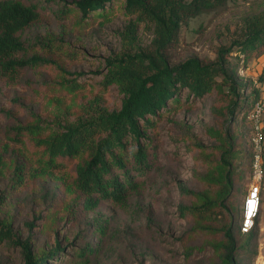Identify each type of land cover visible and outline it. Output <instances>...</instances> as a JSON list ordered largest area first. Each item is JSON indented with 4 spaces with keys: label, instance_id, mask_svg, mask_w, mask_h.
<instances>
[{
    "label": "rangeland",
    "instance_id": "rangeland-1",
    "mask_svg": "<svg viewBox=\"0 0 264 264\" xmlns=\"http://www.w3.org/2000/svg\"><path fill=\"white\" fill-rule=\"evenodd\" d=\"M26 1L46 3L44 20L20 34L28 55L53 57L74 72L69 75L59 66L42 64L24 70L15 83L0 84V215L18 236L30 238L36 258L55 251L60 243L62 248L48 264H219L215 244L223 233L209 228L233 219L239 244L245 245L239 251L240 264H264V208L253 227L256 238L238 231L248 187L244 176L249 170L246 147L251 133L244 114L247 107L232 117V95L226 89L201 99L183 90L158 115L150 116L149 123L142 122L153 165L139 177L141 188L129 191L123 202L104 199L87 208L86 195L74 183L78 158H59L49 173L34 171L41 165L42 149L28 139L20 144L10 141L4 135L6 127L31 121L33 111L58 120L75 119L89 105L120 109L123 92L116 84H104L106 59L122 51L154 52L161 40L150 22L136 23L133 43L123 37L121 33L136 18L126 15L121 0L107 4L105 15L94 13L83 21L74 8L61 17L62 3ZM254 19L264 21V0L229 1L182 24L162 51L171 64H177L192 58L214 61L219 49L233 48L229 61L237 66L239 81L247 84L244 95L251 102L264 78V52H252L244 60L235 49ZM46 41L61 44L77 56L53 52L43 46ZM64 77L77 79L84 87L70 93L62 85ZM129 145L133 148L136 142L130 139ZM223 153L231 161L235 179L228 197L222 191L227 170ZM18 161L26 164L22 180L15 172ZM203 197L223 201L234 215L220 207L217 215L203 219L188 210L201 204ZM0 264H25L21 247L0 239Z\"/></svg>",
    "mask_w": 264,
    "mask_h": 264
},
{
    "label": "trees",
    "instance_id": "trees-1",
    "mask_svg": "<svg viewBox=\"0 0 264 264\" xmlns=\"http://www.w3.org/2000/svg\"><path fill=\"white\" fill-rule=\"evenodd\" d=\"M45 1L62 3L58 11L61 17L69 15L72 8L76 9L81 13L80 19L83 21L94 13L105 15L106 5L119 0ZM121 1L124 2L126 15L136 18V22H131L127 30L121 33L122 36L133 43L136 39V23L150 22L156 25L161 43L151 53L122 51L113 53L106 59L104 84H116L123 92L124 99L120 109L108 111L99 105H89L85 106V112L75 119L65 117L58 120H49L33 111L31 121L9 125L4 133L12 142L26 143L28 139L42 149L39 159L41 165L34 169L36 173L52 172V168L57 167L59 158H78L74 183L76 189L86 195L87 208L96 207L104 199L123 202L129 191L141 188L143 182L139 177L144 176L153 165L148 146L150 140L146 139V129L142 122L149 123L150 116L158 115L163 107L168 106L170 100H177L183 90H187L188 96L193 99H201L214 90L224 92L226 89L227 93L232 95L230 115L234 117L236 111L244 106L247 107L244 113L246 120L248 111L258 96V89L251 102L249 97L244 95L247 84L239 81L237 66L229 61L233 48L219 49L218 58L214 61L204 62L192 58L177 64H171L162 51L166 43L177 37L182 24L188 23L192 17L217 10L235 0ZM45 4L26 0H0V84L15 83L24 70L42 64L56 65L64 73L74 74L53 57L39 53L28 55L29 47L20 34L31 24L44 20ZM37 40L40 41L39 38ZM42 44L62 56H77L61 44L53 46L47 41ZM236 46L235 51L243 54L244 60H247L252 52H264V21L254 19L242 39L236 42ZM62 85L70 93L84 87L77 79L66 77L62 80ZM247 125L250 133V123ZM248 137L246 153L249 170L244 176L247 180L252 164L251 134ZM130 139L136 142L133 148L129 145ZM226 153L222 156V164L227 168L222 181V191L228 197L235 187V179L231 161L227 159ZM25 166V161H18L15 166L16 175L21 180ZM220 207H224L226 213L233 214L223 201L206 197H203L201 204L190 206L188 210L204 219L212 217L211 214L217 215ZM259 219L260 217L256 222ZM30 225L32 227V223ZM241 225L242 216L239 233H244L250 239L257 237L258 231L253 229L254 226L250 231L244 232ZM209 230L223 233L222 239L215 244V248L220 252L219 264H240L239 251L245 248V245L239 244L235 220L231 219L219 228L210 227ZM0 239L21 247L25 264H48L54 253L62 248L58 243L55 251L36 258L30 238L22 239L18 236L12 225L6 223L1 215Z\"/></svg>",
    "mask_w": 264,
    "mask_h": 264
},
{
    "label": "built area",
    "instance_id": "built-area-1",
    "mask_svg": "<svg viewBox=\"0 0 264 264\" xmlns=\"http://www.w3.org/2000/svg\"><path fill=\"white\" fill-rule=\"evenodd\" d=\"M258 96L248 111L252 164L242 210V231L248 232L264 208V78L257 83Z\"/></svg>",
    "mask_w": 264,
    "mask_h": 264
}]
</instances>
